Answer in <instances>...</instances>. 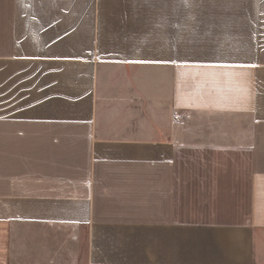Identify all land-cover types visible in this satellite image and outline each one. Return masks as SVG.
Masks as SVG:
<instances>
[{"label": "crops", "instance_id": "obj_1", "mask_svg": "<svg viewBox=\"0 0 264 264\" xmlns=\"http://www.w3.org/2000/svg\"><path fill=\"white\" fill-rule=\"evenodd\" d=\"M22 226L60 264H264V0H0V264Z\"/></svg>", "mask_w": 264, "mask_h": 264}, {"label": "rangeland", "instance_id": "obj_2", "mask_svg": "<svg viewBox=\"0 0 264 264\" xmlns=\"http://www.w3.org/2000/svg\"><path fill=\"white\" fill-rule=\"evenodd\" d=\"M66 235L59 229L42 230L22 226L15 236V264H60L64 257L59 256L58 243ZM63 251V250H62Z\"/></svg>", "mask_w": 264, "mask_h": 264}]
</instances>
